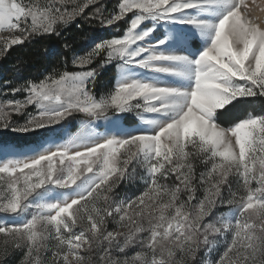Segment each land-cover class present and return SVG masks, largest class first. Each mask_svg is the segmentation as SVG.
I'll return each mask as SVG.
<instances>
[{
  "label": "snow or ice",
  "instance_id": "6c2138e0",
  "mask_svg": "<svg viewBox=\"0 0 264 264\" xmlns=\"http://www.w3.org/2000/svg\"><path fill=\"white\" fill-rule=\"evenodd\" d=\"M99 2L0 0V57L78 19L126 25L86 37L82 54L47 49L60 67L4 82L0 132L38 141L0 142V258L264 264V0H118L85 15ZM97 58L115 71L99 96Z\"/></svg>",
  "mask_w": 264,
  "mask_h": 264
},
{
  "label": "trees",
  "instance_id": "16d2710c",
  "mask_svg": "<svg viewBox=\"0 0 264 264\" xmlns=\"http://www.w3.org/2000/svg\"><path fill=\"white\" fill-rule=\"evenodd\" d=\"M117 2L118 0H108L105 5L101 2L88 14L94 12L101 6L110 10ZM76 24H72L64 29L61 37H38L31 43L13 46L9 53L1 58L0 83L4 84L5 81H10L11 83L9 85L14 87L24 83L26 80L36 79L45 69L51 70L53 67H60L61 65L58 62L60 58H51L46 55L47 49H56L63 54L66 52L63 45L67 42L71 46L72 51L78 53L84 51L86 37L111 38L113 36H120L126 26L123 21H120L112 30H103L96 21L84 22L79 20V28L76 27ZM119 28L120 31H117ZM67 59V68L69 71L80 70L72 66L70 62L71 53L68 54ZM97 62H99V59H97ZM114 72V69H107L101 78L105 77L107 80L112 81ZM135 123L136 121H131L129 124ZM32 142H34V139L24 137L20 144H30Z\"/></svg>",
  "mask_w": 264,
  "mask_h": 264
},
{
  "label": "rangeland",
  "instance_id": "374dc122",
  "mask_svg": "<svg viewBox=\"0 0 264 264\" xmlns=\"http://www.w3.org/2000/svg\"><path fill=\"white\" fill-rule=\"evenodd\" d=\"M106 1H108V0H100L99 3L103 2L104 3L103 5H105ZM109 1H111V0H109ZM256 3L260 4L261 0H256ZM96 5H90L89 8L85 9V15H87L90 11H92V9H95ZM257 11H259V9ZM130 17H131V13H129L128 17H126L125 19H128ZM78 22H79V19L76 22H74L73 24L78 23ZM70 25H72V24H70ZM115 26L116 25L111 26L109 28H102V29L103 30H112ZM163 30L164 29L162 28L161 31H163ZM117 31H120V28ZM198 44H199L198 40L193 42V46H198ZM86 50H87V46L85 47L84 51H86ZM84 51H80L78 53L82 54ZM1 58L2 57H0V62H1ZM97 59H99V58H97ZM98 63L99 62H97V60H96V61H94V63L92 65H90L88 67L97 68ZM106 70L107 69L104 70V69L97 68L98 75H97V78H96V85H95V88H94V92L98 96L100 94L106 93L109 90V88H110V82L111 81H109V79L107 80L105 77L101 78L102 75H104L103 74L104 71H106ZM114 75H115V72H114ZM113 79H114V76H113ZM7 87L11 88L12 86L8 85ZM4 90H5V84H1L0 83V92H2ZM17 98H22V95L18 94ZM261 108H264V104H261L260 101L257 100L256 101V111H260ZM128 115H129L130 118L128 120L122 121V125L124 127H127L129 130H132L134 128L135 124L139 123V121L134 115H132V114H128ZM14 118H16V117H14ZM81 118L82 117H80L78 115L75 120H72V123L69 125V128H70V130L72 132L77 131V129L79 128V121H80ZM131 121H136V123L135 124H129ZM98 123L101 125L99 130L102 131L103 130V126H104V122L100 121ZM24 137H30L31 139H34V142H32L30 144H20ZM37 141H38V137L33 136L31 134H29V135H20V134H13V133L7 132V131L0 132V142H3L5 144H13V145H16V146L21 147V148L30 147V146L34 145ZM60 191H63V190H60ZM132 191H135V185H132V186L129 187L128 193L131 194ZM121 192L123 194L124 189H121ZM221 211H226V209H221ZM2 242H3V237L0 236V244H2ZM221 250H222V246H217V250L214 251L213 253H211L210 256H205L201 252V253L198 254V259H200L201 261H205V262L207 260H209V259H214V258H216L218 252L221 251ZM0 253H2V248H0ZM22 259H23V253L21 251H12V252H10V254L8 255L7 258H0V264H20Z\"/></svg>",
  "mask_w": 264,
  "mask_h": 264
}]
</instances>
